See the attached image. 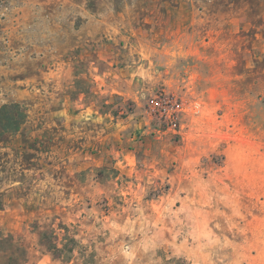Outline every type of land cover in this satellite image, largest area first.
Here are the masks:
<instances>
[{
    "label": "rangeland",
    "instance_id": "1",
    "mask_svg": "<svg viewBox=\"0 0 264 264\" xmlns=\"http://www.w3.org/2000/svg\"><path fill=\"white\" fill-rule=\"evenodd\" d=\"M13 101L0 240L27 264H264V0H0Z\"/></svg>",
    "mask_w": 264,
    "mask_h": 264
},
{
    "label": "trees",
    "instance_id": "2",
    "mask_svg": "<svg viewBox=\"0 0 264 264\" xmlns=\"http://www.w3.org/2000/svg\"><path fill=\"white\" fill-rule=\"evenodd\" d=\"M28 113L24 105L18 101L4 103L0 106V138L6 133H14L21 129ZM49 249L63 250L51 242ZM69 251H73L70 248ZM27 249L19 236L9 234L0 240V264H27Z\"/></svg>",
    "mask_w": 264,
    "mask_h": 264
},
{
    "label": "built area",
    "instance_id": "3",
    "mask_svg": "<svg viewBox=\"0 0 264 264\" xmlns=\"http://www.w3.org/2000/svg\"><path fill=\"white\" fill-rule=\"evenodd\" d=\"M163 100V102L160 101V99H152L151 102L153 103L152 106H154V109L159 114V116L163 117V119L167 123L174 122L175 116L174 114H169L168 109L166 107V101ZM177 106L180 107V104L177 103ZM172 116V117H171Z\"/></svg>",
    "mask_w": 264,
    "mask_h": 264
}]
</instances>
